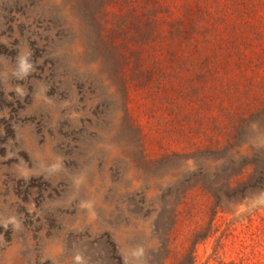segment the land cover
<instances>
[{
  "label": "rangeland",
  "instance_id": "obj_1",
  "mask_svg": "<svg viewBox=\"0 0 264 264\" xmlns=\"http://www.w3.org/2000/svg\"><path fill=\"white\" fill-rule=\"evenodd\" d=\"M0 264H264V0H0Z\"/></svg>",
  "mask_w": 264,
  "mask_h": 264
}]
</instances>
